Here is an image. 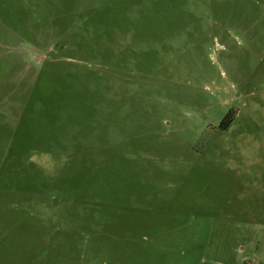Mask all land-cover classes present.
I'll return each instance as SVG.
<instances>
[{
  "label": "rangeland",
  "instance_id": "rangeland-1",
  "mask_svg": "<svg viewBox=\"0 0 264 264\" xmlns=\"http://www.w3.org/2000/svg\"><path fill=\"white\" fill-rule=\"evenodd\" d=\"M251 262L264 0H0V264Z\"/></svg>",
  "mask_w": 264,
  "mask_h": 264
},
{
  "label": "trees",
  "instance_id": "trees-1",
  "mask_svg": "<svg viewBox=\"0 0 264 264\" xmlns=\"http://www.w3.org/2000/svg\"><path fill=\"white\" fill-rule=\"evenodd\" d=\"M233 121H234V115L233 113L229 112L223 119L222 123L220 124V128L222 129L228 128Z\"/></svg>",
  "mask_w": 264,
  "mask_h": 264
},
{
  "label": "built area",
  "instance_id": "built-area-1",
  "mask_svg": "<svg viewBox=\"0 0 264 264\" xmlns=\"http://www.w3.org/2000/svg\"><path fill=\"white\" fill-rule=\"evenodd\" d=\"M249 264H261V263L251 262V263H249Z\"/></svg>",
  "mask_w": 264,
  "mask_h": 264
}]
</instances>
